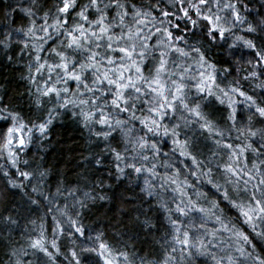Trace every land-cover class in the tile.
Here are the masks:
<instances>
[{"label":"snow or ice","instance_id":"1","mask_svg":"<svg viewBox=\"0 0 264 264\" xmlns=\"http://www.w3.org/2000/svg\"><path fill=\"white\" fill-rule=\"evenodd\" d=\"M0 15L28 96L25 113L0 94V238L20 227L16 193L54 224L30 218L8 264H264V0H0ZM62 119L107 187L128 185L111 236L82 222L112 199L105 180L81 191L31 151Z\"/></svg>","mask_w":264,"mask_h":264},{"label":"trees","instance_id":"2","mask_svg":"<svg viewBox=\"0 0 264 264\" xmlns=\"http://www.w3.org/2000/svg\"><path fill=\"white\" fill-rule=\"evenodd\" d=\"M3 23L4 17L0 15V26ZM0 85L3 86V89H0V94H3V90H6L8 93L7 99L27 113L28 96L26 94V84L20 79L19 66L10 64L7 60L3 59L2 54H0ZM86 137L87 132L82 131L71 119L57 120L50 130L49 140L44 142V148L42 149L34 145L31 151L34 154L39 152L40 155L44 156L49 166L53 167L54 170H59L62 177L66 176L73 186L79 185L81 191L90 190V187L87 185H91L93 180H105V188L102 194H107L112 199L98 201L95 206L90 205L83 215L82 222L89 231L99 228L111 236L116 230L113 226L123 230L125 224H128V218L121 215V209L125 206L119 197L121 195L130 196L131 193L126 191L128 187L126 184L108 188L107 185L114 182L109 180L102 170L96 169L83 160V156L89 155ZM81 164H83V167H81ZM51 179L54 180V178ZM12 203L17 207L19 214L16 215L14 213V215L19 220L20 227L10 233L4 232L3 238H0V264H8L6 254L8 252L9 240L23 243V233L34 227L28 224L29 219H36L38 215L45 216V209L43 207L36 211L34 206L26 203L20 193H16L12 198ZM51 216V213L45 216L46 228L54 227ZM121 220L124 223L118 224V221ZM128 226L131 228L130 224ZM141 240H143V236L135 241L136 249L140 250L144 248L147 251V245L141 243ZM62 244L70 246L66 238L62 239ZM131 247L132 244L130 243L129 250H131ZM61 264H63L62 258Z\"/></svg>","mask_w":264,"mask_h":264}]
</instances>
